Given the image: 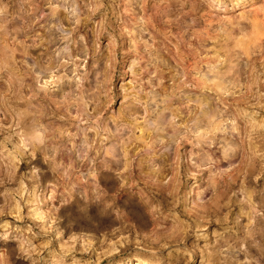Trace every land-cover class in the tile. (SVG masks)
<instances>
[{"label": "rangeland", "instance_id": "obj_1", "mask_svg": "<svg viewBox=\"0 0 264 264\" xmlns=\"http://www.w3.org/2000/svg\"><path fill=\"white\" fill-rule=\"evenodd\" d=\"M261 194L264 0H0V264H264Z\"/></svg>", "mask_w": 264, "mask_h": 264}, {"label": "bare ground", "instance_id": "obj_2", "mask_svg": "<svg viewBox=\"0 0 264 264\" xmlns=\"http://www.w3.org/2000/svg\"><path fill=\"white\" fill-rule=\"evenodd\" d=\"M159 121L161 123H165L166 124V122L168 121L167 115L166 114L165 115H162L159 118ZM260 200H261L260 201L261 202V205L264 207V194L263 195L261 194ZM231 207L237 208L238 206L236 205L235 202H232V201H230L229 203L223 204L222 206H219L215 210V212L213 213L212 219L209 220V223L208 224L211 227L212 226H215V225H219V226L226 225L227 222H228V219H230L232 217V211L230 210ZM251 210H252V208H251ZM252 212L254 213V211H252ZM252 212L250 211L249 215H253ZM240 217H241V215H238L237 220L240 219ZM236 225L239 228L242 227V223L239 222V221H237ZM247 228H248V232L246 233L245 240H247V241L248 240L255 241L256 235L257 236H260V237H263V242L258 245L260 251L263 252V250H264V229H263V227H258L257 224L255 223V226L251 225V226H247ZM219 246L217 245V247H219ZM217 251L219 252L220 250H217Z\"/></svg>", "mask_w": 264, "mask_h": 264}]
</instances>
